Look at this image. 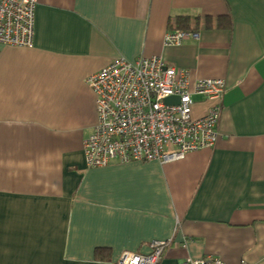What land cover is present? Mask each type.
Listing matches in <instances>:
<instances>
[{"label":"crops","instance_id":"0c3cea01","mask_svg":"<svg viewBox=\"0 0 264 264\" xmlns=\"http://www.w3.org/2000/svg\"><path fill=\"white\" fill-rule=\"evenodd\" d=\"M179 20L200 38L167 46ZM154 56L191 88L225 81L216 145L90 168L87 79ZM156 241L159 264H264V0H37L34 47L0 45V264H115Z\"/></svg>","mask_w":264,"mask_h":264},{"label":"built area","instance_id":"2783aa9c","mask_svg":"<svg viewBox=\"0 0 264 264\" xmlns=\"http://www.w3.org/2000/svg\"><path fill=\"white\" fill-rule=\"evenodd\" d=\"M37 0H0V45L33 48ZM193 32L175 31L167 35V46H180ZM96 95L98 123L84 140L90 168L114 162L170 163L187 153L213 148L223 111L226 84L221 79L198 80L190 85L188 70L168 64L163 58L140 57L130 62L119 58L87 79ZM211 105L203 116H194L195 97ZM170 97L178 104H168ZM168 241L151 244L152 252L142 255L124 252L115 264H159ZM188 264H225L220 258H190Z\"/></svg>","mask_w":264,"mask_h":264},{"label":"trees","instance_id":"16d2710c","mask_svg":"<svg viewBox=\"0 0 264 264\" xmlns=\"http://www.w3.org/2000/svg\"><path fill=\"white\" fill-rule=\"evenodd\" d=\"M177 28L175 30H181V31H191L194 30L192 25L189 24V22H181V20H179V22L177 23Z\"/></svg>","mask_w":264,"mask_h":264},{"label":"water","instance_id":"95a60500","mask_svg":"<svg viewBox=\"0 0 264 264\" xmlns=\"http://www.w3.org/2000/svg\"><path fill=\"white\" fill-rule=\"evenodd\" d=\"M179 98L176 97H170L166 100V103L168 104H178L179 103Z\"/></svg>","mask_w":264,"mask_h":264},{"label":"clouds","instance_id":"9594fccd","mask_svg":"<svg viewBox=\"0 0 264 264\" xmlns=\"http://www.w3.org/2000/svg\"><path fill=\"white\" fill-rule=\"evenodd\" d=\"M137 264H139V258H137Z\"/></svg>","mask_w":264,"mask_h":264}]
</instances>
